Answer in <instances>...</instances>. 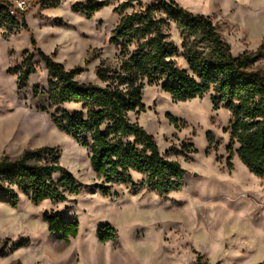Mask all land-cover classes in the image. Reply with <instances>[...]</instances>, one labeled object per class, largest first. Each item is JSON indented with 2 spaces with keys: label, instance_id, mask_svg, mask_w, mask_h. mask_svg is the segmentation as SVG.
I'll return each mask as SVG.
<instances>
[{
  "label": "rangeland",
  "instance_id": "rangeland-1",
  "mask_svg": "<svg viewBox=\"0 0 264 264\" xmlns=\"http://www.w3.org/2000/svg\"><path fill=\"white\" fill-rule=\"evenodd\" d=\"M0 1L25 4L21 12L26 25L16 14L20 28L14 34L0 29V157L16 159L26 150L58 149L60 165L81 186L80 193L68 195L65 202L33 205L25 196L16 208L0 202V264H195L198 256L210 264H264V182L238 158L239 144H232L226 132L230 112L214 109L212 92L174 103L161 85L147 86L145 112L131 114L130 119L154 137L165 158L180 163L185 171L182 187L160 197L131 185H106L105 195L90 151L52 121L56 108L46 94L48 74L38 50L67 70L84 68L76 78L80 83L98 84L96 69L101 63L118 65L120 50L109 42L123 17L114 12L118 5L89 19L73 13L71 6L91 0H65L58 9L42 8L36 0ZM174 1L186 11L209 16L234 57L255 53L264 45V0ZM162 2L170 3L139 0L126 14ZM166 31L180 47L175 24ZM27 52L35 55L37 71L19 90L14 71ZM176 63L186 67L181 58ZM254 69L264 73V59ZM189 144L193 149H183ZM132 175L134 184L144 179ZM46 212L77 221V237L65 242L51 233L43 220ZM106 225L115 231V242H100L99 229Z\"/></svg>",
  "mask_w": 264,
  "mask_h": 264
},
{
  "label": "trees",
  "instance_id": "trees-1",
  "mask_svg": "<svg viewBox=\"0 0 264 264\" xmlns=\"http://www.w3.org/2000/svg\"><path fill=\"white\" fill-rule=\"evenodd\" d=\"M169 1L132 14L126 12L139 0H91L71 6L73 13L90 19L117 4L114 12L123 17L109 42L119 48L120 54L117 66L101 63L97 67L99 83L94 84L76 80L85 72L84 68L67 70L38 50L48 74L46 94L56 108L52 114L54 125L90 151L92 169L103 180L100 186L103 194L109 192L106 185H131L165 197L181 189L185 171L178 161L160 153L154 137L133 122L130 115L145 112L143 94L147 86L161 85L174 103L201 99L212 92L214 109L222 107L230 112L226 132L232 144H239L238 158L264 182V73L254 69L264 59V45L255 53L234 57L209 16L191 13L174 0ZM64 2L36 0L35 5L58 9ZM7 6L11 4L0 1V29L5 27L12 35L20 28L17 16L26 27L25 13L12 16ZM170 23L178 30L180 47L166 31ZM177 58L184 61L185 68L177 65ZM34 59L35 55L27 52L14 71L19 90L26 88L37 71ZM34 93L38 94L39 88ZM64 105L77 109L63 110ZM169 119L178 127L177 120ZM183 149H193V144ZM60 155L58 149L43 148L26 150L16 159L0 157V202L16 208L21 196L39 205L45 201L65 202L68 195H78L81 186L60 165ZM133 173L144 179L134 184ZM43 220L49 231L65 242L78 235L79 224L73 218L46 212ZM99 240L115 242V231L108 225L102 226ZM202 261L203 257L198 256L195 264H210Z\"/></svg>",
  "mask_w": 264,
  "mask_h": 264
},
{
  "label": "built area",
  "instance_id": "built-area-1",
  "mask_svg": "<svg viewBox=\"0 0 264 264\" xmlns=\"http://www.w3.org/2000/svg\"><path fill=\"white\" fill-rule=\"evenodd\" d=\"M25 4L23 3H17L14 6H7L8 12L10 15L15 16L17 12H21L24 10Z\"/></svg>",
  "mask_w": 264,
  "mask_h": 264
}]
</instances>
